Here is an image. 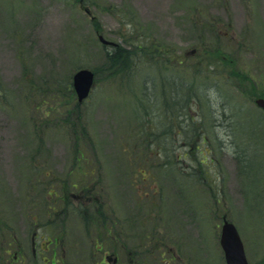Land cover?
Here are the masks:
<instances>
[{
  "label": "rangeland",
  "instance_id": "rangeland-1",
  "mask_svg": "<svg viewBox=\"0 0 264 264\" xmlns=\"http://www.w3.org/2000/svg\"><path fill=\"white\" fill-rule=\"evenodd\" d=\"M223 38L231 42L221 59L250 77L246 94L220 75L217 59L216 68L203 61L204 42ZM129 42L149 48L135 51L130 75L109 76L106 53ZM165 51L183 64L166 70ZM80 68L96 81L77 108L70 88ZM168 79L201 96L190 113L186 104L175 109L183 137L168 131ZM258 98L264 0H0V264H117L118 249L147 264H225L224 219L249 264H264ZM190 117L215 135L206 152L188 154ZM89 188L107 213L102 252L93 250Z\"/></svg>",
  "mask_w": 264,
  "mask_h": 264
},
{
  "label": "trees",
  "instance_id": "trees-1",
  "mask_svg": "<svg viewBox=\"0 0 264 264\" xmlns=\"http://www.w3.org/2000/svg\"><path fill=\"white\" fill-rule=\"evenodd\" d=\"M211 27L213 28V26H211V24H207L203 26V30L205 31H211ZM225 38V37H224ZM223 38V42H220V40L218 42H213L214 45L211 44H207L206 42H204L203 44V50L202 52H204V54L206 55L203 56V61H211V67L215 65V59H217V65L220 67L221 70V74L223 77L228 78V82L232 83L236 82L238 84V87H240L241 90L244 91V93H248L246 90V87L252 88V83L250 80V77L245 74L244 72L237 70V65L236 62H234L232 59H230V62H224L221 57L220 54L222 52V44L224 45H229V43L231 42V40L229 38H227V42H225L226 39ZM143 43V42H142ZM129 46H132V48H120V47H116V49H113L111 52H107L106 53V65H105V71H109V76L113 75V74H118V75H130L131 74V70L133 69L134 66V57L136 56V52L138 51V54L140 52H146L145 48L149 46L147 44H142L141 46L133 42H129ZM156 50L158 52H162V50L160 49V47H157ZM199 49H195L193 50V52L195 51V53L197 54ZM150 54L152 52H149ZM154 55V53L152 54ZM163 55H166L164 57H162ZM158 57H161L163 59H165V68L166 70H173L176 66V64H183V61H178L177 59H175L174 56H172V54H169V51H165L161 56L159 55ZM200 60H201V56H199ZM173 59H175V63H173ZM200 62V61H199ZM169 65V66H168ZM213 69L212 73H214L211 78L215 80H217L219 77L218 75H216L215 73L217 72V69ZM183 69V68H182ZM184 69H186V67H184ZM200 70V69H199ZM184 79V77H182ZM226 78H224L226 80ZM237 78V79H236ZM169 80V79H168ZM187 83V82H186ZM185 82H183L181 79L180 80H169L168 81V85L171 88L170 93H172V95L167 96L168 94L166 93L165 96L166 97V101H167V108L165 109V113L168 116V118L170 119V128L168 130L167 126H166V130L168 131H173V130H179L178 135L183 137L182 135V130L184 129V125L182 124V122H180V120H177L176 117V112L175 111L176 107H180L184 104L188 105L187 106V110L189 113L191 112V110L194 108V102L196 101V99H201V96L199 94H197L195 91L196 88L198 87H194V85H190V84H186ZM246 86V87H245ZM69 87V83H67V88ZM187 92L186 94L182 95V93ZM70 92L73 94V89L70 88ZM182 97V98H181ZM165 101H163L164 103ZM80 105H78V103L76 104V107L79 108ZM170 110V112H169ZM173 117V118H171ZM78 118H80V116H78ZM182 119V118H181ZM197 120V119H196ZM189 123L191 125V131H189L190 137H189V150H188V154L192 155L194 154V152L199 151L201 149H205L204 152H206L207 150V142H208V135L209 137H214L215 135L212 131H208L207 134L203 133V131L200 129L198 130L197 123H199V120H197V122L190 117L189 119ZM200 125V123H199ZM75 127L72 129L74 132H76V134H79V130H81L80 124L77 123V125H74ZM214 131V130H213ZM78 136V135H77ZM79 138V137H77ZM152 145V144H151ZM151 147V146H150ZM154 147V145H153ZM157 147V146H156ZM182 157H186L184 154H181L179 156V159ZM178 159V160H179ZM169 160V159H168ZM167 160V162H164L165 165H167L169 163V161ZM174 164H176V160L174 159ZM196 163L199 164H205L207 165L206 161H196ZM76 187V185L74 186ZM89 188V201L93 202V204L91 203L92 206L95 207L94 211H95V216L93 218H91L90 214H89V225L91 224V228L93 231V234H91V238H93V250L96 252H102L105 248L107 247L104 244H101V237L103 236V234H101L102 230H106L105 226L108 224L107 221V217H106V210L105 207H103V205H98L97 203V198L96 196H94L93 194L95 193L93 191V189ZM55 195V194H54ZM57 195V194H56ZM216 201V199H215ZM99 219L100 223L99 226L100 228L97 229L94 222L96 221V218ZM140 220V219H139ZM107 232V230H106ZM108 233V232H107ZM107 237L103 238V240L105 241V243L107 244ZM111 241V246L114 245V240L110 239ZM97 245H99L100 247H97ZM99 248V249H98ZM116 250V249H115ZM139 250V249H137ZM165 253V250H164ZM141 259V264H147V260L145 259V256H140ZM140 264V263H139Z\"/></svg>",
  "mask_w": 264,
  "mask_h": 264
},
{
  "label": "water",
  "instance_id": "water-1",
  "mask_svg": "<svg viewBox=\"0 0 264 264\" xmlns=\"http://www.w3.org/2000/svg\"><path fill=\"white\" fill-rule=\"evenodd\" d=\"M100 41L109 45L110 42L100 37ZM94 81V74L88 69H80L73 77V86L78 96V102L81 104L89 95ZM256 104L264 108V99L259 98ZM220 245L224 252L226 264H248L243 242L235 226L224 221L220 237Z\"/></svg>",
  "mask_w": 264,
  "mask_h": 264
},
{
  "label": "flooded vegetation",
  "instance_id": "flooded-vegetation-1",
  "mask_svg": "<svg viewBox=\"0 0 264 264\" xmlns=\"http://www.w3.org/2000/svg\"><path fill=\"white\" fill-rule=\"evenodd\" d=\"M134 256H135L134 254H127V253L125 254V258H126V259H124V258L121 256V257H122V260L124 261L123 264H132V263H133V264H137V261H135ZM117 259H118V262H119V260H120L119 257H117ZM125 260H126V261H125ZM42 261H43V260H42ZM43 262H44V264H46V263H45V259H44ZM52 264H58V262H57V261H54V262H52ZM117 264H118V263H117Z\"/></svg>",
  "mask_w": 264,
  "mask_h": 264
}]
</instances>
